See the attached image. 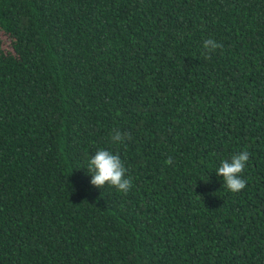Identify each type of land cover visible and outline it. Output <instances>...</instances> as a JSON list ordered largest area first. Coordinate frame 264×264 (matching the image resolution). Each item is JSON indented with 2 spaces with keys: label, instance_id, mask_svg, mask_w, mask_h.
<instances>
[{
  "label": "trees",
  "instance_id": "obj_1",
  "mask_svg": "<svg viewBox=\"0 0 264 264\" xmlns=\"http://www.w3.org/2000/svg\"><path fill=\"white\" fill-rule=\"evenodd\" d=\"M0 264H264V0H0Z\"/></svg>",
  "mask_w": 264,
  "mask_h": 264
},
{
  "label": "rangeland",
  "instance_id": "obj_2",
  "mask_svg": "<svg viewBox=\"0 0 264 264\" xmlns=\"http://www.w3.org/2000/svg\"><path fill=\"white\" fill-rule=\"evenodd\" d=\"M0 36H1V38H2V41H3V45H4V47L7 48L8 43H9L8 38L5 37L4 35H0Z\"/></svg>",
  "mask_w": 264,
  "mask_h": 264
}]
</instances>
